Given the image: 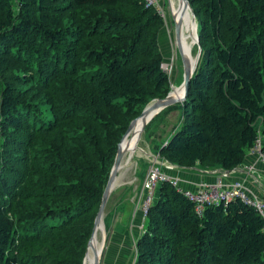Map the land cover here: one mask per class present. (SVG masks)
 Returning <instances> with one entry per match:
<instances>
[{
	"label": "trees",
	"instance_id": "obj_1",
	"mask_svg": "<svg viewBox=\"0 0 264 264\" xmlns=\"http://www.w3.org/2000/svg\"><path fill=\"white\" fill-rule=\"evenodd\" d=\"M188 1L199 65L147 127L179 109L161 158L233 171L264 153V0ZM164 24L148 0H0V264H84L118 145L170 92ZM155 197L134 264H264V220L240 198L200 216L171 182Z\"/></svg>",
	"mask_w": 264,
	"mask_h": 264
},
{
	"label": "rangeland",
	"instance_id": "obj_2",
	"mask_svg": "<svg viewBox=\"0 0 264 264\" xmlns=\"http://www.w3.org/2000/svg\"><path fill=\"white\" fill-rule=\"evenodd\" d=\"M149 2L159 9L165 21L160 31V49L164 57L163 68L170 76V92H173L183 84L184 65H182L176 46L175 26L171 17L172 2L171 0H149ZM183 17L184 30L189 32L192 19L187 10ZM193 49V56L196 59L199 48L196 45ZM181 117L182 113L175 108L156 118L149 128L146 127L139 141V145L145 152H138L140 157L136 155L130 163L124 166L126 169L122 168L121 174L119 173L118 182L106 207L104 218L106 247L101 257V264H134L135 239L140 236L146 215L145 193L142 191L144 176L150 166L158 162L166 176L170 175L169 177L176 179L167 172L174 173L178 167L162 159L158 149L162 143L167 141L172 130L179 125ZM171 165L174 170L169 168ZM205 170L211 171L210 169ZM102 241L103 235L99 234L101 244Z\"/></svg>",
	"mask_w": 264,
	"mask_h": 264
},
{
	"label": "water",
	"instance_id": "obj_3",
	"mask_svg": "<svg viewBox=\"0 0 264 264\" xmlns=\"http://www.w3.org/2000/svg\"><path fill=\"white\" fill-rule=\"evenodd\" d=\"M178 1H182L183 5H185V8H190L191 10V13H192V17H193V20H194V23L196 25V29H198V24H197V19L194 15V11L191 7V4H190V1L188 0H178ZM171 17L173 19V23H174V26H175V33H176V46H177V49L179 50V53H180V56H181V60H182V65H184V75H183V84L180 88L183 89V96L181 99H177V98H174L172 97V93L173 92H169L168 93V96L167 98L165 99H156V100H153L152 103H150L141 113V115L139 117H137V119H135L134 121H132V123L130 124V126L128 127L127 129V132L126 134L123 136L120 144L118 145L119 148H118V152H117V155H116V158H115V163H114V166L111 170V173H110V176H109V181H108V184H107V187L104 191V196H103V199H102V202H101V205H100V208H99V213L95 219V223H94V229H93V233H92V237L90 239V243L88 245V249H87V252H86V256H85V260H84V264L86 263V257H87V254L89 252V249L91 248L92 246V241H93V237L97 231V229L99 227H101V223L104 224V218H105V213H106V207L108 205V201L112 195V192L113 190L115 189V186H116V183H117V180H118V175H119V172L121 171L122 167H123V159L126 155V152L125 150L123 149V146H122V143L124 141V139L128 136V134L132 131V129L137 125V123L139 121H141L142 125H141V131L139 133V141L141 139V136L142 134L145 132V128L148 126V124L150 122L153 121V119L159 115L163 110L167 109L168 107L170 106H173V105H176V104H183L186 99H187V95H188V91H189V88H190V85H191V82H192V77L198 67V62H199V59H200V55H201V51H202V48L200 47V44H199V36H197V39H196V44L199 48L198 50V55L195 59V63H194V66L190 65L185 57V54H184V50L182 49V44H181V38H182V23L179 22L176 17L171 14ZM103 235V243H102V248H101V251L100 253H98L96 250L94 251V263L93 264H101L102 262V254L104 252V249L106 247V236H105V232L102 234Z\"/></svg>",
	"mask_w": 264,
	"mask_h": 264
},
{
	"label": "built area",
	"instance_id": "obj_4",
	"mask_svg": "<svg viewBox=\"0 0 264 264\" xmlns=\"http://www.w3.org/2000/svg\"><path fill=\"white\" fill-rule=\"evenodd\" d=\"M149 2V0H148ZM151 4V2H149ZM164 69V68H163ZM262 142L258 141L253 152L258 155L260 159L264 161V153L261 152ZM172 166V165H171ZM169 167L173 169L174 167ZM147 172L146 179L143 182L142 191L145 193L144 203L146 213L148 207L155 200V191L157 187L164 182H171L173 186L177 187L179 191L183 192L186 197L192 201L195 207V211L198 215H202L206 205H219V203H228L234 200L236 197L240 198L247 206H251L256 209L258 214L264 220V198L260 199L255 196H249L247 191L239 182H235L233 185L225 187L223 183V176L219 178L216 184H204L196 191H185L179 187L178 179L166 176L162 172L161 165L158 162H154L150 166ZM228 171H225L224 175H227Z\"/></svg>",
	"mask_w": 264,
	"mask_h": 264
},
{
	"label": "crops",
	"instance_id": "obj_5",
	"mask_svg": "<svg viewBox=\"0 0 264 264\" xmlns=\"http://www.w3.org/2000/svg\"><path fill=\"white\" fill-rule=\"evenodd\" d=\"M177 127L172 130L170 135L178 129ZM179 168L180 167H178V170L174 173H167L168 175L172 174L171 176L178 179L179 187L185 191H196L204 184H216L222 175L225 187L239 182L249 196H255L260 199L264 198V161L253 151L249 152L246 156V160L239 167L235 168L233 171H229L227 175H224L225 171L222 170L208 171L203 170V168L201 169L199 166L186 169L180 168V170ZM146 175L147 172L145 173L144 180L146 179Z\"/></svg>",
	"mask_w": 264,
	"mask_h": 264
},
{
	"label": "bare ground",
	"instance_id": "obj_6",
	"mask_svg": "<svg viewBox=\"0 0 264 264\" xmlns=\"http://www.w3.org/2000/svg\"><path fill=\"white\" fill-rule=\"evenodd\" d=\"M172 4V13L173 15L176 17V19L182 23V38H181V44H182V49L184 50V54L185 57L188 61V63L192 66H194L195 63V58L193 56V47L196 46V39L197 36H199L198 30L196 29V25L194 23L193 17H192V13L190 8H185V5H183L182 1L178 2L176 0H171ZM185 10H187V12L189 13L190 17H191V23L189 26V32H186L184 30V17L183 14L185 12ZM181 87V86H180ZM177 88L175 90H173L172 93V97L177 98V99H181L183 96V89L182 88ZM141 121H139L137 123V125L132 129V131L128 134V136L124 139L122 146L123 149L126 152V155L124 157V159L126 158V160L123 159V167L126 166L128 163L131 162V160L138 155V152H145L141 146L139 145V133L141 131ZM126 140V142H125ZM146 155V154H144ZM140 157V154L138 155ZM147 157V156H146ZM154 158V157H153ZM137 159V157H136ZM134 161V160H133ZM138 161V160H137ZM137 163V162H136ZM126 169V168H124ZM122 170V169H121ZM121 174V171L119 172ZM119 179V177H118ZM118 182V180H117ZM117 184V183H116ZM116 187V186H115ZM101 227H99L93 237V241H92V246L89 249V252L87 254V259H86V263L85 264H93L94 263V251L96 250L98 253H100L101 248H102V244L99 242V234H103L105 232V226L103 223H101L100 225ZM97 248V249H96Z\"/></svg>",
	"mask_w": 264,
	"mask_h": 264
}]
</instances>
